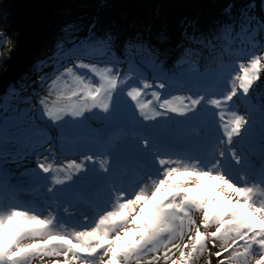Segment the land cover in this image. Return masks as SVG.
Instances as JSON below:
<instances>
[{
	"label": "snow or ice",
	"instance_id": "obj_1",
	"mask_svg": "<svg viewBox=\"0 0 264 264\" xmlns=\"http://www.w3.org/2000/svg\"><path fill=\"white\" fill-rule=\"evenodd\" d=\"M232 8L172 69L142 41L61 29L0 98V161L35 165L13 184L0 164V264H264V17Z\"/></svg>",
	"mask_w": 264,
	"mask_h": 264
},
{
	"label": "rangeland",
	"instance_id": "obj_2",
	"mask_svg": "<svg viewBox=\"0 0 264 264\" xmlns=\"http://www.w3.org/2000/svg\"><path fill=\"white\" fill-rule=\"evenodd\" d=\"M33 1L36 0H0V32L5 30L7 32L5 36L11 41L9 45L0 48V52L3 53V55L0 56V98L6 96L13 87L18 88L21 83L25 82L21 77L17 79L15 83L10 85L7 83V80L3 79L10 74V71L14 66H16V69L19 67L22 57L26 60L29 58V61L31 62L35 60L29 73V81L37 78L34 71H32L34 66L39 62L37 57L41 53L50 52L57 38L62 35V32L59 30L60 20L63 21L61 23V25H63L62 29L68 24L77 25L81 29L78 33L81 37L88 34L87 29L93 24L95 25L94 31H96L98 35H103L105 32L113 33L117 36V45L119 46L117 48L118 53L124 42L130 39L142 41L147 45L143 40L138 39L140 35L145 34L142 32V29L146 28L145 25L140 26L139 30L136 28L137 32L133 34L134 37L132 34H129L131 31L129 25L132 26V22L137 21L138 17H144V0L126 1V4L122 5L120 8L114 6L118 0H112L110 2H107V0H100V5H97L99 0H96V4H93L95 0H50L52 5L58 7L54 9V15L52 16L55 17L56 12L57 15H62L61 18L56 17L57 20L44 17L43 11L39 9L35 10V7H31L27 4L28 2ZM225 1L227 2V0ZM249 2L250 0H230L231 5H233L232 13L238 14L239 9ZM254 2L257 5V8L261 11L256 12V15L264 17V10L260 7L261 1L254 0ZM221 3H224L223 0H148L147 9L149 10V13H147V16L149 20H158L161 29L157 32L154 31L155 33H153L152 36L165 39L173 37L179 42L178 48H180L187 40L185 36H181L179 27L177 28L176 6L182 7L186 10H190L188 7L195 9L197 12V22L194 26V33L197 35H207L209 32L216 30L212 21H220V14H223L225 12L224 10L230 5L227 3L222 5ZM93 5L96 6L94 7ZM58 9H60V11ZM181 11L183 12L185 10L181 9ZM76 14L81 17L74 21L80 23V25L74 23V21L69 23L72 17ZM34 18L38 19L40 23L36 34L42 36L41 43L36 44L32 38L30 40V37L25 36L26 29L35 31ZM224 21L225 19L223 18L222 22ZM171 23L174 31H172L171 28L170 35L168 29L171 27ZM187 24L189 23L187 22ZM108 27H110V29L106 31V28ZM182 48L184 47H181V49ZM246 58L247 57H243V59ZM168 63L169 59L164 61V67L166 69H172L173 67L169 68ZM22 65L26 66L27 64L26 62H23ZM34 86L38 87V85ZM257 87L260 90V93L264 94V75H262V79L258 82ZM245 107L246 106L241 105L240 110L243 111ZM0 112H2V109H0ZM92 123L93 126H95V122L93 121ZM56 134L55 130H52L51 135L56 136ZM251 159L259 165V144L255 146L254 154L251 156ZM0 164H2L6 172L11 173L12 176H8V179L9 182L13 184L26 181L28 179L25 175L26 171L35 167L31 156L20 158L18 160L8 157L6 162L0 161ZM256 172L259 173V168L256 169ZM33 193H31L29 202H33L36 199V196ZM21 201L23 202V200ZM33 264H39V261H34ZM199 264H204L203 257H201ZM212 264H217L215 257L212 258Z\"/></svg>",
	"mask_w": 264,
	"mask_h": 264
},
{
	"label": "bare ground",
	"instance_id": "obj_3",
	"mask_svg": "<svg viewBox=\"0 0 264 264\" xmlns=\"http://www.w3.org/2000/svg\"><path fill=\"white\" fill-rule=\"evenodd\" d=\"M126 1H131V0H118V2L114 6L120 8L122 5L126 4ZM47 3H50V0H36V1H33V2H28L27 4L30 5L31 7H35V10L39 9V10L43 11L44 17H48L50 19H54V18L56 19V17L61 18L62 15L61 14L57 15V12H56L55 17L52 16V15H54V12H53L54 9H56L58 7L56 5H52L50 3L52 8L48 11L47 7H46ZM93 6L95 7L96 5H93ZM58 10L60 11V9H58ZM108 24H109V21H108ZM109 26H110V24H109ZM171 28H172V31H174L172 23H171ZM109 29H110V27L106 28V31L109 30ZM29 32H30V30L26 29L25 30V36L30 37L31 32L30 33ZM32 32H33V36L30 37V40L32 38L35 41L34 43H41L42 36H38L37 34H35V31H32ZM172 39H173L174 42L176 41L174 38H172ZM38 41H40V42H38ZM157 42L158 41L156 39H154L153 47L157 46V44H158ZM165 43L166 42H163V43H161V45H164ZM174 46H175V48H174L173 51L176 53V52L179 51L178 44L175 43ZM53 47H52V49H53ZM51 50H50V52H51ZM50 52L42 53L41 55H39V57H37V60H39V58H41L43 60V58H46V56L49 55ZM177 55H179V54H177ZM23 62H26L27 65L23 66L22 65ZM33 62H35V60ZM33 62L29 61V58H27V60H26L25 58L22 57V60L20 61V65L17 68L19 72L17 71L16 66H14V68L10 71V74L5 76L3 79L7 80V83L10 84V85L15 83L17 81V79H19L21 77H22L23 81L30 80L29 73H30V71H31V69L33 67V64H34ZM32 71H34V69Z\"/></svg>",
	"mask_w": 264,
	"mask_h": 264
},
{
	"label": "trees",
	"instance_id": "obj_4",
	"mask_svg": "<svg viewBox=\"0 0 264 264\" xmlns=\"http://www.w3.org/2000/svg\"><path fill=\"white\" fill-rule=\"evenodd\" d=\"M261 1V0H260ZM93 4H96V0H95V2L93 3ZM144 10H147V13H149V10L147 9L148 8V0H144ZM46 7H47V10L49 11L51 8H52V6H51V4L50 3H47V5H46ZM176 10H175V12H176V14H177V21H178V23H181V22H183V18L185 19V17H186V15H188L187 16V19H186V24H187V22L189 23V24H192L193 22H195V19H197V15H196V10H194V9H191L190 7H188L190 10H185L184 8H182V7H179V6H176ZM181 9H183V10H185V11H181ZM54 12V11H53ZM53 14V13H52ZM54 20H55V18H54ZM138 21V22H137ZM137 21H135L134 23H132L131 25L132 26H134L135 25V23H136V26H137V28H138V30H139V24L141 23V21H142V19L141 18H137ZM152 20H149V18H148V16H147V25H150ZM154 25V24H153ZM187 26V25H186ZM62 27L63 26H61L60 27V31H61V29H62ZM180 27H184V26H180ZM185 29V28H184ZM135 31H136V29H135ZM4 35H6V34H4Z\"/></svg>",
	"mask_w": 264,
	"mask_h": 264
},
{
	"label": "water",
	"instance_id": "obj_5",
	"mask_svg": "<svg viewBox=\"0 0 264 264\" xmlns=\"http://www.w3.org/2000/svg\"><path fill=\"white\" fill-rule=\"evenodd\" d=\"M34 20V24H35V34H36V31H37V29H39V26H40V23H39V20L38 19H33ZM33 30H30V32H31V35H30V37H32L33 36V32H32ZM29 32V33H30ZM37 33H39V32H37ZM36 44V43H35ZM44 45V44H43ZM42 54V53H41ZM40 54V55H41ZM39 57V56H38ZM40 59V58H39ZM174 62V60L172 61V63Z\"/></svg>",
	"mask_w": 264,
	"mask_h": 264
},
{
	"label": "flooded vegetation",
	"instance_id": "obj_6",
	"mask_svg": "<svg viewBox=\"0 0 264 264\" xmlns=\"http://www.w3.org/2000/svg\"><path fill=\"white\" fill-rule=\"evenodd\" d=\"M149 27H150V25H149Z\"/></svg>",
	"mask_w": 264,
	"mask_h": 264
}]
</instances>
